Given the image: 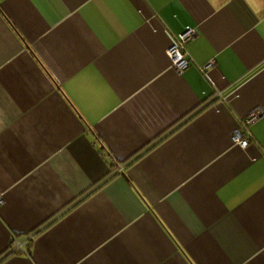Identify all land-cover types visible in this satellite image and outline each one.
Here are the masks:
<instances>
[{"label": "crops", "instance_id": "1", "mask_svg": "<svg viewBox=\"0 0 264 264\" xmlns=\"http://www.w3.org/2000/svg\"><path fill=\"white\" fill-rule=\"evenodd\" d=\"M0 197V264H264V0H0Z\"/></svg>", "mask_w": 264, "mask_h": 264}, {"label": "built area", "instance_id": "2", "mask_svg": "<svg viewBox=\"0 0 264 264\" xmlns=\"http://www.w3.org/2000/svg\"><path fill=\"white\" fill-rule=\"evenodd\" d=\"M197 31L193 28H186L185 31L179 36L177 41L171 45L167 51V55L172 63V66L179 71L180 73L186 70L189 67V59L185 50V45L191 41ZM207 66L206 68H208ZM258 117V113H252L244 121V130L237 131L233 136V143L244 149L249 148L252 145V134L249 131V126L254 122ZM2 199L0 197V203Z\"/></svg>", "mask_w": 264, "mask_h": 264}, {"label": "bare ground", "instance_id": "3", "mask_svg": "<svg viewBox=\"0 0 264 264\" xmlns=\"http://www.w3.org/2000/svg\"><path fill=\"white\" fill-rule=\"evenodd\" d=\"M234 136V135H233ZM242 148V147H241ZM242 149H244V148H242ZM247 149V148H246Z\"/></svg>", "mask_w": 264, "mask_h": 264}]
</instances>
